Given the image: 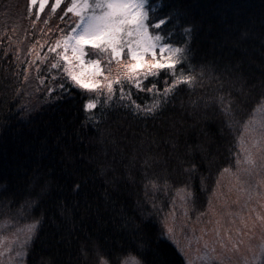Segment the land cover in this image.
<instances>
[{
    "label": "snow or ice",
    "instance_id": "obj_1",
    "mask_svg": "<svg viewBox=\"0 0 264 264\" xmlns=\"http://www.w3.org/2000/svg\"><path fill=\"white\" fill-rule=\"evenodd\" d=\"M196 7L191 0H26L25 4V13L34 18L33 29L37 27L36 21L44 25L39 30L44 39L27 49L23 63L34 69L35 76L30 78L25 68L24 79L36 80L35 92L43 97L42 106L78 97L79 110L85 115L84 123L96 127L101 132L102 142L107 140L113 146L118 140L112 128L101 130L100 124L111 121L119 130L125 121L143 122L139 144L141 147L147 144L149 151L140 159L133 155L122 171L110 168L111 176L104 168L101 172L114 190H123L138 183L132 172L135 168L136 174L145 181V199L139 201L138 206L148 209L149 215L157 218L169 205L167 199L157 201V193L191 190L186 195L191 197L194 206L199 203L201 190L211 187L213 170L219 174L229 171L220 168L225 159L221 149L231 156L236 144L228 138L237 118L243 119L249 111L257 109L264 113V73L256 78L247 71L242 60L225 62L207 52L201 56L193 47L201 28L194 11ZM53 17L59 24L52 22ZM8 56L19 60L11 51L5 53V59ZM205 77L217 82L213 91L218 94L206 100L205 107L211 106L220 116L221 135L217 140L195 146L181 144L175 122L163 128L164 136L160 135L156 131L157 121L161 125L167 123L165 113L170 106L174 107L180 91L189 86H203ZM28 107H19L17 114L21 119ZM148 121H152L151 126ZM245 127L256 138L251 147L245 146L243 141L240 144L250 166L246 171L251 175L256 166L255 152L264 162V121L259 123L258 132L255 127ZM160 144L165 146L163 151L152 150L153 145L159 149ZM226 144L230 146L225 148ZM64 147L60 163L68 167L75 156L71 145ZM123 159L122 155L121 162ZM73 173L70 190L78 193L85 180L78 174V168H74ZM45 175L50 176L51 172ZM53 185L54 180H45L38 174L29 177L27 173H0V210L31 213L52 197ZM149 187L154 194L151 199L147 198ZM180 199L185 201V196ZM17 205L19 207H15ZM171 205L161 220V236L174 244L182 225L176 222L175 198ZM57 207L62 210V221L75 218V211L65 204L57 202ZM87 211L91 214L90 207ZM121 219L125 221L122 242L113 241L111 248L106 247V239L102 240L94 231H77L74 226L65 229L66 235L57 233L58 243L76 245L77 264H157L155 259H150L153 252L150 240L139 234V228H127L130 222L124 217ZM257 219L264 224V217ZM41 224V219H33L25 227L24 236L15 249V264H24L26 259L31 264L30 244ZM233 249L238 255L229 257L227 264H264V236L259 245L249 244L241 250L234 244ZM177 251L182 254L181 264H192L188 253L179 248ZM203 259L207 264H225L224 254L207 242ZM39 264L67 262L61 260L59 249L50 247L47 259L42 257Z\"/></svg>",
    "mask_w": 264,
    "mask_h": 264
},
{
    "label": "trees",
    "instance_id": "obj_2",
    "mask_svg": "<svg viewBox=\"0 0 264 264\" xmlns=\"http://www.w3.org/2000/svg\"><path fill=\"white\" fill-rule=\"evenodd\" d=\"M191 2L197 6L194 11L201 21L199 35L193 44L199 54H215L225 62L242 60L247 71L259 78L264 73V0ZM25 4L26 0H0V173H27L29 177L38 174L44 176L45 180H54L53 195L40 208L31 213L11 212L19 216L16 220L22 218L28 224L33 219L42 221L30 244L31 264H39L42 257L47 259V250L50 247L59 249L62 261L77 264L76 245L58 243L60 236L57 235L61 232L66 235L65 229L73 226L77 231H94L102 240L106 239L108 248H111L113 241L121 243V233L124 230L122 226L125 224L121 217L130 222L127 228H139V234L150 240L153 250L150 259H155L157 264H181L180 252L174 244H170L161 236L159 218L150 216L148 209L138 206V202L145 199V181L136 174V169L133 168L132 172L138 183L123 190H114L105 182V175L101 172L104 168L108 170V176H111L110 168L122 171L129 165L133 155L140 159L149 151L147 144L143 147L139 144L143 122L125 121L124 127L119 130L111 121L100 124L101 130L112 128L118 140L113 146L107 140L102 142L101 132L96 127L84 123L85 115L79 110L78 97L42 106L43 97L35 92L36 80L24 79L23 69L28 68L30 78L35 76L34 69L24 64L23 60L27 57L28 48L37 40L43 42L44 37L39 30L44 25L36 21L37 27L33 29L34 18L25 13ZM52 22L59 24L55 17ZM9 51L18 55L19 60L15 56L5 59V53ZM216 83L205 77L203 86L183 88L175 100L174 107L170 106V110L165 113L164 119L167 123L161 125L160 121H157L156 131L164 136L163 128L175 122L181 144L195 146L217 140L223 127L220 116L211 106L205 107V101L218 94L213 91ZM22 105L29 107L21 119L17 113ZM253 119L254 111H249L243 119L237 118L238 122L228 138L234 141L236 146L232 148L231 156L224 148L221 149L225 159L220 168H228L229 172H234L235 175L247 172L244 165L246 155L241 151L238 142L247 135L245 126ZM148 124L151 126L152 121H148ZM149 131H152L151 127ZM65 145L72 146L75 156L73 164L68 167L60 163V155L65 150ZM228 146L230 145L226 144L225 148ZM164 147V144H160L157 149L153 145L152 150L163 151ZM217 158H220L219 155ZM74 168L79 169L78 174L85 180L78 193L70 190ZM48 172H51L50 176L45 175ZM116 174L119 175V171ZM221 175L213 170L211 187L206 191L201 190L200 202L194 206L190 197L192 208L198 211L206 208ZM170 192L157 193L155 196L157 198L159 194ZM153 195L149 187L147 198L151 199ZM57 202L73 209L75 218L62 221V210L57 207ZM89 207L91 214L87 211ZM11 213L2 209L0 218ZM76 234L74 231L73 235ZM24 264H29V260L26 259Z\"/></svg>",
    "mask_w": 264,
    "mask_h": 264
},
{
    "label": "rangeland",
    "instance_id": "obj_3",
    "mask_svg": "<svg viewBox=\"0 0 264 264\" xmlns=\"http://www.w3.org/2000/svg\"><path fill=\"white\" fill-rule=\"evenodd\" d=\"M261 121H264V113L257 109L254 111V119L247 126L255 127L258 132ZM245 133L247 135L240 138L238 144L243 141L245 146L251 147L256 138L246 130ZM254 155L256 170L254 168L253 174L244 171L236 175L234 172H224L203 211L192 208L190 196L186 195L187 191L159 194L156 198L157 201H169L168 207L159 217L160 224L163 215L172 207V199L175 198L176 222L182 225V228L175 237L174 245L189 254L192 264H207L203 259L206 242L210 247H215L217 252L224 254L225 264L229 257L238 255L233 249L234 244L243 250L249 244L261 243L264 224L257 217H264V167L261 166L264 162L259 159L258 152ZM244 165L246 169L250 167L246 163V157ZM181 196H185V201H181ZM17 217L19 216L11 213L0 218V264H15V249L28 225L22 218L16 220ZM229 249L232 251L229 252Z\"/></svg>",
    "mask_w": 264,
    "mask_h": 264
}]
</instances>
